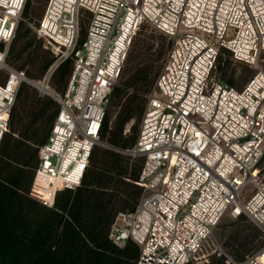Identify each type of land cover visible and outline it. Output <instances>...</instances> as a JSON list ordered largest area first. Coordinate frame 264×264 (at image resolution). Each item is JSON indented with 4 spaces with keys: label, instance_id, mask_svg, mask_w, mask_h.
Returning a JSON list of instances; mask_svg holds the SVG:
<instances>
[{
    "label": "built area",
    "instance_id": "built-area-1",
    "mask_svg": "<svg viewBox=\"0 0 264 264\" xmlns=\"http://www.w3.org/2000/svg\"><path fill=\"white\" fill-rule=\"evenodd\" d=\"M25 3L0 0V71L7 72L0 83V145L25 78L6 63ZM85 14L89 25L80 40ZM143 25L171 46L127 149L142 158V195L133 210L116 214L109 236L119 247L137 244L135 264H188L226 216L246 218L264 233V184L246 194L264 154V72L242 89L214 75L222 49L248 65L264 54V0H48L36 28L57 57L48 74L68 58L74 67L64 94L54 92L59 111L39 148L29 195L54 208L61 191L81 185ZM226 262L264 264V243L244 260Z\"/></svg>",
    "mask_w": 264,
    "mask_h": 264
},
{
    "label": "trees",
    "instance_id": "trees-1",
    "mask_svg": "<svg viewBox=\"0 0 264 264\" xmlns=\"http://www.w3.org/2000/svg\"><path fill=\"white\" fill-rule=\"evenodd\" d=\"M85 17L88 18V14H85L83 19ZM21 26L22 24L18 27ZM24 34L29 35L30 29L25 28ZM83 36L84 39L86 33L83 32ZM32 46L33 43L28 42L20 49L19 54L30 50L29 60L35 63L38 57L37 49L32 50ZM224 50L226 51H221ZM45 52L48 56L46 55L41 65L40 74L28 72L29 78H41L53 62L54 56L49 51ZM221 55L220 52L217 58L219 63L222 61ZM63 63L59 65L57 72L60 74V80L66 81L71 70L68 63ZM150 72L144 69L137 81L130 84L133 90L129 92L130 95L123 104L114 126L111 125L108 114H105L101 140L109 139L112 145L123 149L131 148L135 144L136 138L124 139L123 128L130 120L140 119L141 123L144 104L139 103L142 98L139 92L142 89L137 83L151 86L155 80L151 78ZM158 75L159 72L156 79ZM222 81L234 87L232 76L223 78ZM32 91L30 85L21 83L16 95L17 102L24 103ZM122 91V88L115 87L111 96L119 95ZM36 99L30 124L25 127L30 136L17 139L12 133L4 135L0 145V264H135L139 247L128 241L124 248L119 249L110 239V228L116 216V208L113 200L106 198V191L102 189L104 186H100L101 182L104 183L107 179L102 172L95 169V166L99 167L96 156L94 157L95 148L89 159L91 166L86 168L81 185L75 190L61 191L56 197L53 209L37 205L28 197L34 170L39 162L38 149L48 140L59 111L56 101L39 96ZM15 104L9 120L10 130H14L18 120L22 119L21 110ZM132 129L136 130L135 124ZM110 154L114 158L112 168L117 169L118 156L114 152ZM138 174L139 171L136 176ZM135 191L137 195L141 193L139 185H136ZM135 207L136 205L130 210ZM210 264L225 262L224 259L218 258Z\"/></svg>",
    "mask_w": 264,
    "mask_h": 264
},
{
    "label": "rangeland",
    "instance_id": "rangeland-1",
    "mask_svg": "<svg viewBox=\"0 0 264 264\" xmlns=\"http://www.w3.org/2000/svg\"><path fill=\"white\" fill-rule=\"evenodd\" d=\"M47 3L48 0H26L21 19L17 25L16 36L8 46L6 63L13 69L23 72L25 77L30 81L44 83L54 92H59V94L63 95L68 86L74 64L72 58L64 60V63L62 62L63 65L68 63L71 70L70 74L66 77V81L60 80V74L57 72L59 66L55 68L51 74H48V70L55 63L57 57L46 42L38 37L36 32V28L44 14ZM19 24H22V26L18 27L20 26ZM88 25V18L85 17L80 23V39H83L84 37L83 32L84 34L87 33ZM25 28L30 29V34H27V36L24 34ZM28 42L33 43L32 50L37 49L38 57L37 62L35 63H32L29 60L30 50L19 54L20 49ZM170 45L171 40L166 35L154 30L149 25L143 26L137 33L133 40V44L129 48L120 76L113 87H120L123 91L119 95L111 96L106 108V115L108 114L110 117V123L112 126H114L116 120H118L122 106L130 95L129 92L133 90L130 84L137 81L144 69L151 71V78H154L156 82V75L158 72L160 73L162 69V63L167 56ZM45 51H49L52 56H54L53 62L41 78H29L27 76L28 72L34 73L35 75L40 74L41 65L43 64L46 55L48 56ZM221 54L222 61L219 63L217 60L214 75L220 80L232 76L235 88H243L258 71L264 72V54L260 55L256 65H248L236 61L227 50L221 51ZM6 78L7 72L5 70L0 71V82L5 81ZM155 82H152L151 86L140 82L137 83L142 89V91L139 92L142 96V98L139 99V103L144 104V109L147 104L148 95L152 92ZM23 83L30 85L33 88V91L24 103H18L16 100V104L21 110L20 117L22 119L18 120L14 130L9 129L8 133L5 134V136H7L12 133L17 139L22 137L27 138L28 135L30 136V134L26 132L25 127L30 124L32 118L31 114L33 113V109L37 102L36 97L38 98L39 96L43 99L50 98L56 101L53 96L44 93L38 86L35 87L25 80L22 81V84ZM41 83H36V85ZM134 124L136 130L132 129ZM139 126L140 119L137 121H128L123 128L122 136L124 139H137ZM35 147L37 148L38 146L35 145ZM127 149L129 148L123 149L112 145L109 139L102 140V143L97 145L94 149V151H96L94 157L96 156V161L99 163V167L95 166V169L102 172L107 179L106 182H101L102 185L100 186H104L102 189L106 191V198H111L113 200L112 203L116 208L114 215L119 211H130V209L138 203L142 195V189L139 195H137L135 191L136 185H138V176H136V172L140 171L139 168L142 164V158L132 157L127 153ZM110 152H114L118 156L119 162L117 169L112 168V160L114 158L111 156ZM89 166H91V162ZM255 176L257 177V182L251 183L246 189V194L249 196L256 190L258 185L264 184V154L255 169ZM28 197L33 199L37 205H41L37 200L30 197L29 192ZM263 243V230L255 223L246 218L233 219L226 216L214 229L203 252L189 264H210L213 260L218 258L224 259L225 264H228L226 262L227 256H230L234 261L239 262L244 260L248 255L259 250ZM134 244L137 245L136 243ZM117 247L119 249L124 248Z\"/></svg>",
    "mask_w": 264,
    "mask_h": 264
},
{
    "label": "water",
    "instance_id": "water-1",
    "mask_svg": "<svg viewBox=\"0 0 264 264\" xmlns=\"http://www.w3.org/2000/svg\"><path fill=\"white\" fill-rule=\"evenodd\" d=\"M24 80L30 82V83H31L33 86H35V87H37L36 83H41V82L30 81V80L27 79L26 77L24 78ZM42 85H43V87L46 86V85L43 84V83H42ZM46 87H47V86H46ZM39 89H40V88H39ZM40 90L43 91L42 89H40ZM48 91H49V93H46V92H44V91H43V92L46 93V94H48V95L54 96V92H53L52 89H49Z\"/></svg>",
    "mask_w": 264,
    "mask_h": 264
},
{
    "label": "bare ground",
    "instance_id": "bare-ground-1",
    "mask_svg": "<svg viewBox=\"0 0 264 264\" xmlns=\"http://www.w3.org/2000/svg\"><path fill=\"white\" fill-rule=\"evenodd\" d=\"M40 89H42L44 92H46V93H49V88L48 87H46V86H44L43 87V85H42V83L41 84H39V85H37Z\"/></svg>",
    "mask_w": 264,
    "mask_h": 264
},
{
    "label": "crops",
    "instance_id": "crops-1",
    "mask_svg": "<svg viewBox=\"0 0 264 264\" xmlns=\"http://www.w3.org/2000/svg\"><path fill=\"white\" fill-rule=\"evenodd\" d=\"M4 82V81H3ZM0 83H2V82H0ZM54 92V91H53ZM56 93V92H55ZM53 98H54V96H53ZM139 175V174H138Z\"/></svg>",
    "mask_w": 264,
    "mask_h": 264
}]
</instances>
